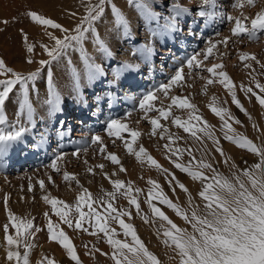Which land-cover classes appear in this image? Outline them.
<instances>
[{
	"label": "rangeland",
	"instance_id": "rangeland-1",
	"mask_svg": "<svg viewBox=\"0 0 264 264\" xmlns=\"http://www.w3.org/2000/svg\"><path fill=\"white\" fill-rule=\"evenodd\" d=\"M126 1L130 5H134L135 14H133L137 25L136 30L134 29V18L123 15L129 22L130 31L124 33L118 27L119 31L114 29V38L112 37L109 42H106L111 51L110 56L100 55V52L96 53V50L100 51V49L94 43L88 45L89 42L87 41L89 39L84 44L88 62L100 66L102 74H97L94 79H89L88 70L81 58L80 49L78 47L68 49L60 58L41 70L40 76L34 82V87L30 89V102L33 105L31 116L28 115L27 110L23 113L19 112L15 90L13 94H10V100L6 101L5 115L7 123L0 125V127L8 131L23 127L26 131L20 139L11 142V147L6 152L0 154V234H3L2 226L7 222L4 199L8 197V208L14 214L20 217L35 218V225L43 229L41 232L36 233L33 240L35 249L32 248L41 252L46 249L43 243L49 242L46 220L43 214L46 211L51 213L50 206L44 203L42 196L50 194L69 204H74L80 187L77 186L75 181L66 182L64 180L63 173L68 172L74 174L80 185L87 188L93 197L100 198L104 196L105 192L113 191L109 180L105 178V173H107L112 179H121L125 182L132 181L134 188L139 187L143 190L137 197L140 202L141 213L138 215L135 208H131L133 216L130 222L135 226L137 234L148 249L160 259L161 264H178L177 260L169 259L170 256L174 255L173 250L166 247L162 242V235L157 234L158 231L161 233L163 231L161 229L162 222L153 217L146 202L147 190L150 187L147 180L151 178L158 181L163 192L185 209L189 215L192 210H196L201 215L205 214V202L198 195L199 191L202 190L201 183L193 181L187 174L176 169L173 164L171 166L160 163L163 167L175 173L177 179L189 189V193L193 198L192 204L189 205V193L183 192L178 187H176L174 193L164 174L150 167L147 163L138 162L134 155L127 152L124 140L108 135L107 125L112 120H120L127 124L129 128L138 130L141 136L133 147L138 150V147L142 145L158 162L162 158V161L171 163L167 158L171 153L164 148L165 143H168L167 139H161L159 135H152V126L149 119L157 117L158 113L149 112L147 118H145V112L140 109L139 104L147 93L155 92L158 99L153 102L154 106L156 108L167 107L171 100L165 97L163 92H157V89L161 85L167 84L171 77L175 75V72L184 66L186 67V72L183 71L182 73L184 79L180 84L172 86L169 97L188 98L190 103L196 106L198 109L197 114L214 127L215 134L220 138L221 146L229 157V163H223V157L214 151L211 141L205 140L202 144L189 133H185L183 129H178L171 123V119L177 116L182 121L187 120L190 110L173 106L170 110L172 116L168 120H161V123L168 128V133L164 135L167 137L171 133L175 137H179L170 145L173 149L177 147L191 149L193 155L198 159L202 157L204 160L211 162L220 174L233 180L234 175L239 174V171L245 167L258 162V158L246 150L225 141L223 133L220 131L221 121L219 118V124L210 123L204 117L200 105L204 100L211 99L213 101V97H216V106L227 108L233 117L241 121V124L233 123L237 133L249 137L257 144H264V108L259 105L254 96L249 98L238 87L244 81V85L251 86L254 91L259 92L255 85L250 82L249 70L245 69L239 61V53L255 54L261 62H264V32H258L259 39L251 41L246 36H232V41L233 38H238L239 41L236 44L230 42V47L221 49L217 42L222 41L225 37H228L231 41L233 23L227 20V16L240 15L238 9L232 7L235 0H216L215 8L211 5L205 6L204 0H140V2L146 3L154 14L151 19L135 7L136 0H131V2L130 0H111V3L106 5L105 13L109 8L110 13H107L113 16L112 5H115L119 10L117 4ZM19 3L20 5L25 3L26 7H33L36 12L38 8L42 12L49 10L45 15L48 18H51L50 12L55 13L57 10L48 9L49 0H0V21H8L7 24L0 23L2 24L0 25V58H3L6 64L14 70L27 74L39 67L40 60L48 58L41 49L40 44L51 45L53 42L38 43V38L43 36L44 32L42 30L45 28L36 25L29 19L27 14L22 13ZM80 3L81 6L75 9V17L81 13V17L84 15L85 2L82 0ZM38 4L41 7H38ZM261 9H264V0H257L254 7L244 8L243 13L246 16L254 17ZM200 11H206L209 15L200 16ZM99 24L98 21L96 24L97 29ZM169 25H174V29L176 27V31H178L173 36H171L170 30L167 29ZM21 29L29 35L30 42L36 45L33 54H31V58L36 61L35 63H27L29 54L22 42ZM39 29L42 31L40 34L32 35L31 30L36 32ZM149 29H151V33ZM134 35L137 40L130 43L131 37ZM146 37L148 40L145 39ZM153 37L154 41H152ZM146 41H148V44L145 43ZM209 41L217 43V47L207 60H203V52L209 47ZM150 43L154 44V50L151 51L150 56L145 58L141 55L140 50L147 48ZM187 45L189 46L187 47ZM160 47L161 49L171 50L169 53L164 54L165 58L163 59H159L161 55ZM134 52H138V55ZM176 53L178 55L183 54V58L185 57L184 64H176L178 63V61H174ZM197 54H199L197 58L203 62L202 66L200 68L193 67L190 70L187 66V60ZM75 60L80 62V70L75 69ZM213 63H222L224 65L223 70L228 73L234 83L236 78L243 79L242 83L239 82L237 85L235 83L237 86L235 90L248 115H245L244 112H241L232 104L230 95L223 90L218 81L211 85L207 83L209 78L215 79L206 71V68L211 67ZM250 63L255 68L254 75L256 79L259 83L264 84V69H261L254 62L250 61ZM124 65H128V67H124ZM49 69L52 73L50 87L59 95L61 103L56 111H53L49 106L50 112L48 110L47 114L41 118L37 114L33 98L34 95L41 93L48 94ZM58 69L60 70L58 71ZM55 72L58 75H55ZM137 80L141 83L134 86L133 83L139 82ZM70 107L73 111L66 116V118L68 117L67 122L63 124L66 125L65 128H59L63 113ZM79 109L83 114L86 113V118H81ZM78 121L81 123L86 122L83 125L79 124ZM254 124L257 126L256 128L253 127ZM257 128L260 130L257 131ZM58 129H62V131H68L69 129L71 134L61 140L56 137ZM76 132H82L84 135H76ZM122 135L125 139H130L128 133ZM96 136L101 138L102 145L105 147L104 153L100 152L101 143L92 142ZM70 137H72V142L76 141L74 139H80L79 142H76L80 144L79 150L73 144L70 147L67 145L70 143ZM84 141L85 144H83ZM76 151L80 152L78 157L65 158V155H62L66 152ZM108 153L116 154L127 171L119 172L118 165H113L105 159ZM58 157H62V159L58 160ZM189 159L187 152H184L179 162H187ZM18 161H24V163L16 165ZM54 161L60 169L59 172L52 167ZM232 164H235L236 168H232ZM99 165H103V169H100ZM89 168L93 169L94 174L89 173ZM204 171L205 175H211L208 170ZM112 173H116V175L112 176ZM49 177H51V181H49ZM241 179L246 182L245 177L241 176ZM41 180L45 184L44 190H41L39 186ZM30 185L32 191H29ZM153 203L160 207L179 227L192 231L191 226L186 224L180 217H177L171 209L160 205L158 201ZM114 205L117 208L125 209L131 207L127 204L126 199L119 194L114 201ZM143 216L148 217L149 223L144 222ZM53 219L56 220L57 218L53 216ZM85 226L87 227V225ZM61 227L69 235L74 246L87 255L86 261L79 258L81 264H114L111 259L112 249L106 243L102 233L92 236L82 230L67 228L65 225H61ZM113 227H117L118 232L120 231L118 226L113 225ZM117 238L124 239L122 232ZM128 239L130 240V238ZM54 243L57 248H61L56 242ZM93 245L100 249V252H94ZM41 254H43V257L53 258L55 264H75L72 260L71 262L69 260L64 262L54 256L55 253L51 249L47 250L46 253L41 252ZM5 256L0 264L8 262Z\"/></svg>",
	"mask_w": 264,
	"mask_h": 264
},
{
	"label": "snow or ice",
	"instance_id": "snow-or-ice-1",
	"mask_svg": "<svg viewBox=\"0 0 264 264\" xmlns=\"http://www.w3.org/2000/svg\"><path fill=\"white\" fill-rule=\"evenodd\" d=\"M85 12L79 22L71 29L64 27L51 18L36 11H28L27 16L36 25L43 26L46 29L48 39L53 43L40 44L41 49L49 59L40 60L39 67L34 71L24 74L14 70L6 64L3 58H0V125L7 123L5 115L6 101L10 100V94L16 93L18 109L20 113L25 112L29 116L32 114L33 105L30 102V89L34 87V82L40 76L41 70L47 65L56 61L68 49L78 47L81 52V58L84 60L88 70V78L94 79L97 74H102L100 66L90 64L88 56L84 49L85 42L89 37H93V43L104 54L110 56L111 51L106 42L98 35L96 24L105 15L106 5L111 3V0H84ZM131 2V0H130ZM257 0H235L232 7L243 9L245 6L254 7ZM204 5L216 6V0H204ZM135 7L149 19L154 17L149 6L146 3L136 0ZM112 14L114 16L115 25L122 29L124 33H129L130 25L126 17L112 5ZM179 14V13H178ZM72 15H75L73 13ZM200 16L209 15L206 11H200ZM227 20L233 23L231 34L234 37L246 36L250 41L258 40V32H264V9L257 12L254 17L244 15L243 11L238 16H227ZM7 24L8 21H0ZM174 27V25H173ZM51 30H57L62 35L57 36ZM23 45L26 48L29 58L27 63H35L31 58L36 45L30 42L29 35L23 30H20ZM225 46L229 43V38L225 37L222 41ZM217 43L209 41V47L203 52V60H207L212 55L213 50L217 47ZM151 49H141V55L147 58L151 55ZM199 54L193 55L187 60V66L191 70L193 67L200 68L202 61L199 60ZM239 61L245 69L249 70L250 82L255 85L259 92L254 91L253 87L240 84L239 90L244 92L246 96L251 98L254 96L259 105L264 108V84L259 83L254 73V62L264 69V62H261L255 54L248 52L239 53ZM128 67V65H124ZM222 63H213L211 67H207L206 71L213 78H209V85L219 82L226 89L231 97V102L241 112L248 115L241 101L238 99L236 85L229 77L228 73L223 70ZM183 69H178L175 75L171 77L167 84H163L157 89V92H163L165 97L171 100L167 107L156 108L154 101L158 99L155 92L147 93L140 100V109L147 113L156 112L158 116L149 119L152 126V135H159L161 139H167L164 148L171 153L167 158L171 161L176 169L187 174L193 181H199L202 185V190L199 191V197L205 202V214H198L196 210L188 212L180 205L170 199L162 190L158 181L149 178L147 184L150 186L146 194V202L151 209L154 218L159 219L161 223L162 233L158 231V235H162L163 244L173 250L174 255L170 256V260H177L178 264H264V144H257L249 137L237 133L233 127V123L241 124V121L231 115L225 107L216 106V97H213V103L208 105L210 111L221 121L220 131L223 133V139L232 143L234 146L246 150L258 158V162L245 167L239 171V174L234 175L233 180L220 174L211 162L204 160L202 157L197 158L193 155L191 149H173L170 147L175 140V137L168 133V128L165 127L161 120H168L172 116L171 108L173 106L179 109L190 110L187 120L182 121L180 117H173L171 123L178 129H183L185 133H189L196 141L203 144L205 140L211 141L214 146V151L223 157V163H229V157L225 154L221 146L220 138L216 136L213 126L208 124L198 113V109L188 98L180 96H170L169 92L173 85H178L184 79ZM78 79V77H77ZM52 80L51 70H48L49 99L47 103L53 111L58 110L61 103L59 95L50 87ZM251 118V117H249ZM231 121V122H230ZM254 128L257 126L254 124ZM159 130V132H158ZM260 129L257 128V131ZM26 131L23 127H18L15 130L8 131L0 127V154L6 152L11 147V142L20 139ZM107 132L110 137H116L124 140V145L129 154L135 156L140 163H147L150 167L164 174V177L172 191L175 193L176 187L185 193H189V189L184 183L177 179L175 173L168 168L163 167L152 155L141 145L138 150L133 147L136 144L141 133L138 130H133L120 120H112L107 125ZM128 133L130 139H125L122 135ZM93 143H101L99 136L93 138ZM100 152H105V147L102 145ZM184 152H187L190 159L187 162H179L180 157ZM74 155H76L74 153ZM175 157V159H174ZM62 159V157L57 158ZM105 159L109 160L113 165L119 166V172L123 173L127 170L121 164L120 159L114 153H108ZM52 167L59 172L54 161ZM103 169V165L98 166ZM236 168L235 164L231 165ZM211 172V175H205V171ZM89 173L94 174L92 168L88 169ZM116 173H112L115 176ZM241 176L246 178L241 179ZM63 178L66 182L75 181L80 191L76 196V202L69 204L64 200L53 197L50 194L42 196V200L46 205L50 206L51 213L44 212L46 220V230L48 233L49 242H56L62 249L65 250L67 256L75 262L81 264L79 256L73 241L64 231L61 225L67 228L83 231L89 235L97 236L103 234L106 243L111 247V259L114 264H161L160 259L151 252L144 241L139 237L135 226L130 222L133 216L131 208H135L136 214L141 213L140 202L138 195L143 191L139 187H133L132 181H123L121 179H112L107 173L105 178L109 180L113 191L105 192L100 198L93 197L92 193L80 185L79 180L74 174L68 172L63 173ZM51 181V177H49ZM41 190H44V181H39ZM29 191H32V186H29ZM123 196L130 208H117L114 201L117 195ZM154 201H158L160 205L171 209L177 217H180L186 224L191 226L192 231L187 228H181L160 208ZM189 205L192 204L193 198L189 193ZM8 197L4 199L7 222L3 224V244L6 249V260L9 264H30V251L35 246L33 240L36 233L43 229L36 226L35 218L20 217L14 214L8 208ZM87 209L86 211L84 209ZM53 216L57 219L54 220ZM144 222L149 223L147 216H143ZM87 225V227L85 226ZM120 230L118 232L117 227ZM92 229L91 231L89 229ZM122 232L124 239L117 238ZM130 238V240L128 239ZM87 247V245H85ZM94 252H100V249L92 246ZM91 254V253H89ZM108 255L107 253H103ZM40 264H55L53 258L47 256L42 258Z\"/></svg>",
	"mask_w": 264,
	"mask_h": 264
},
{
	"label": "bare ground",
	"instance_id": "bare-ground-1",
	"mask_svg": "<svg viewBox=\"0 0 264 264\" xmlns=\"http://www.w3.org/2000/svg\"><path fill=\"white\" fill-rule=\"evenodd\" d=\"M82 0H49V3H48V6H49V8L48 9H52V10H57V12H55V13H53V12H50V17H51V19H53L54 21H56L57 23H60L61 25H63L64 27H66V28H69V29H71V28H73L78 22H79V20H80V18H81V14H79L77 17H75V15H72L73 13H75V9L76 8H78V7H80L81 6V2ZM94 1V0H93ZM124 1V0H123ZM21 8H20V11L22 12V13H25V14H27V12L28 11H35V9L33 8V7H26V5H25V3L24 4H22L21 3V5H20V3L18 4ZM118 5V8H119V11L123 14V15H125V16H129V17H132V18H134V23H135V12H134V5H130L129 4V2H122V3H120V4H117ZM38 7H41L39 4H38ZM248 6H245L244 8L246 9ZM244 8L241 10V9H238V11L239 12H241V11H243L244 10ZM38 13H40V14H42V15H46V13L47 12H49V10H47L46 12H42L39 8H38V11H37ZM107 12L108 13H110V10H109V8L107 9ZM105 13V15L102 17V19L99 21L100 22V24L98 25V35L100 36V38H102L105 42H109L110 40H111V38L113 37V34H114V32H115V30H117V31H119L118 29H117V27L118 26H116L115 25V22H114V16H110V15H108V13ZM134 13V14H133ZM7 17H9V16H7ZM10 18V17H9ZM30 19V18H29ZM174 20V19H173ZM173 23H174V21H173ZM0 25H2V24H0ZM136 23L134 24V29L136 30ZM176 26V25H175ZM168 28V30H170V34H171V36H173L174 35V33L175 32H178V31H176L177 29H176V27H175V29H174V27H173V25H169V26H167ZM35 28V27H34ZM115 29V30H114ZM150 30V33H151V29H149ZM43 32H44V34H43V36H41V37H39L38 38V43H41V42H44L45 43V41L46 42H52V41H50L49 39H48V36H46V29H44V30H42ZM41 29H39L38 31H36V32H34L33 30H31V32H32V35H35L36 33L37 34H40L41 32ZM51 31H53L54 32V34L55 35H57V36H60V35H62L59 31H57V30H51ZM231 37V41H229V43H228V45L227 46H225L224 44H221V43H219V45H220V47H221V49H223V48H225V47H230V45L231 44H236L239 40H238V38H233V41H232V35L230 36ZM114 38V37H113ZM145 39H147L148 40V38L146 37ZM30 40H31V38H30ZM137 40V38H136V36L134 35L133 37H131V41H130V43H132V41L134 42V41H136ZM152 41H154V37L152 38ZM87 42H89V44L88 45H90L91 43H93V37H89V40L87 41ZM230 42H232L231 44H230ZM145 43H147L148 44V41H146ZM174 43V42H173ZM173 45V44H172ZM175 45V44H174ZM189 45H187V47H188ZM147 48H149V49H151V50H154V44H149V45H147ZM173 48H174V46H173ZM39 50H41V49H39ZM160 53H161V55H160V58L159 59H163V58H165V53H169L171 50H165L164 48H162L161 49V47H160ZM40 52V51H39ZM100 52V55H104V53L100 50V51H98V50H96V53H99ZM134 54H136V55H138V52H134ZM185 56V55H184ZM47 59H49V58H47ZM179 59V60H178ZM183 60H185V57L183 58V54L182 55H178V53H176V55H175V58H174V61H178V63H176L177 65H182V64H184V61ZM74 66H75V69H77V70H80V67H81V64H80V62H77L76 60L74 61ZM182 69H183V71H184V73L186 72V67H184V66H182L181 67ZM180 68V69H181ZM60 69H58V71H59ZM55 75H58L57 74V72H55ZM137 81H139V80H137ZM242 81H243V79H237L236 78V85H237V83H239V82H241L242 83ZM140 81L139 82H135V83H133V85L134 86H137V85H140ZM243 83H244V81H243ZM219 85H221V84H219ZM246 85V84H245ZM221 87L223 88V90L224 91H226V89L224 88V86L223 85H221ZM132 89H134V88H132ZM48 99H49V96H48V94H43V93H41V94H38V95H34V98H33V101H34V104H35V107H36V111H37V114H38V116H41V118H43L42 116H45L46 114H47V111L49 110V112H50V105L47 103V101H48ZM210 103H213V101L211 100V99H206V100H204L203 102H202V104L200 105L201 106V109H202V112L204 113V117L210 122V123H217V124H219V120H218V117H216L211 111H210V109H209V107H208V105L210 104ZM216 105V104H215ZM73 111V109H72V107H70L67 111H65L64 113H63V116H62V122H61V124H60V127L59 128H65V126L66 125H63V124H66V122H67V119H68V117L66 118V116H67V114H69V113H71ZM79 111L81 112V109H79ZM81 114V118L82 117H84V118H86L87 116H86V113L85 114H83L82 112L80 113ZM79 114V115H80ZM189 114L190 113H188V117H189ZM77 119H79V117H77ZM214 119H215V122H214ZM86 121H83L82 123L80 122V121H78V123L79 124H83L84 125V123H85ZM84 129V128H83ZM70 130L68 129V131H62V129H58L57 131H56V137L57 138H59V139H61V140H64V137H69L70 136ZM76 135L78 134V135H84V134H82V132L80 133V132H76L75 133ZM66 139V138H65ZM74 140H76L75 142H72V137H70L69 138V141H70V143L69 144H67L69 147H70V145L71 144H73L74 145V147L77 149V150H79V148H80V144L79 143H76V142H79L80 141V139H74ZM75 143V144H74ZM86 142L84 141L83 142V144H85ZM64 147H65V145H64ZM92 147H93V145H92ZM73 153V154H72ZM74 153L76 154V155H74ZM79 154H80V152L79 151H76V152H66L65 154H62V155H65L64 157L66 158V157H68V158H72L73 156H76V157H78L79 156ZM159 157V156H158ZM157 157V158H158ZM161 158V157H160ZM162 159V158H161ZM159 160V163H161V164H168V165H171V166H173L172 165V163H170V162H166V161H162V160ZM22 163H24V161H18L17 163H16V165H20V164H22ZM77 243V242H76ZM44 245H45V247H46V249H43L41 252H43V253H46L47 252V250H49V249H51L54 253H55V255L54 256H57L58 258H60V259H62L64 262H67V260H69L70 262H71V259L67 256V254H66V252H65V250L64 249H62V247L61 248H57V246H56V244L54 243V242H48L47 241V243H43ZM78 244V243H77ZM0 254H2V255H0V261L1 260H3L4 258V255H6V250H5V247H4V244H3V234L1 233L0 234ZM34 248V247H33ZM76 248V247H75ZM35 249V248H34ZM46 251V252H45ZM76 251H77V254H78V256H79V258H83V260L84 261H86L87 260V255H85L84 253H82L81 251H80V249H77L76 248ZM41 252L38 250V249H36V250H33V249H31V251H30V264H40V262L42 261V258H43V254H41ZM50 253V252H49ZM95 254V253H94ZM49 255V254H48ZM50 255H53V254H50ZM6 257V256H5ZM51 257H53V256H51ZM57 257H55V258H57ZM3 258V259H2ZM59 259V260H60ZM58 260V259H57ZM61 262V261H60ZM5 264H9V262H7V263H5ZM73 264V263H72Z\"/></svg>",
	"mask_w": 264,
	"mask_h": 264
}]
</instances>
